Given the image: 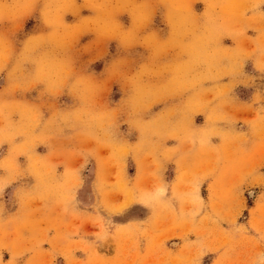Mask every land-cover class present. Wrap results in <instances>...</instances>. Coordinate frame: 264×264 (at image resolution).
Returning a JSON list of instances; mask_svg holds the SVG:
<instances>
[{"label": "rangeland", "instance_id": "374dc122", "mask_svg": "<svg viewBox=\"0 0 264 264\" xmlns=\"http://www.w3.org/2000/svg\"><path fill=\"white\" fill-rule=\"evenodd\" d=\"M192 1L0 0V90L32 102H0V242L53 248L27 264H264V86L251 106L236 84L208 86L245 77L242 28L235 53L168 44V7L189 35ZM73 77L87 97L63 114L70 95L42 85Z\"/></svg>", "mask_w": 264, "mask_h": 264}, {"label": "crops", "instance_id": "0c3cea01", "mask_svg": "<svg viewBox=\"0 0 264 264\" xmlns=\"http://www.w3.org/2000/svg\"><path fill=\"white\" fill-rule=\"evenodd\" d=\"M153 3L156 5H160L157 1H154ZM226 3L227 0H193L190 7L193 8L194 13H192L191 17H196V19L192 18L196 29L191 30V33L189 35V28L187 29L188 31L185 30L189 19L185 16L184 19L180 22L182 27L180 28V26L177 25L178 12L168 7L167 42L168 44H173L175 42V39L178 38H181L182 42L184 43L185 38H215L219 40L220 47H212L213 50L221 49V51L228 50L232 53L234 51L235 53L238 51V38L245 39L246 37L248 53L246 59L244 60L246 74L245 77L238 79L237 77L229 75L222 80L215 81L212 84H208V86H221L222 88H230L236 84V86H238V89L240 90L237 94L240 100L239 103H247L248 106H251L252 103L257 105V96L259 94H262L264 86V70H262L260 62L261 55L264 56V0H236L235 4H232L231 6H228ZM234 11L245 13V18H243L241 23H238L239 21L232 16L231 13H233ZM238 25L240 27H238ZM241 28V31L244 32L245 37L241 35ZM172 49L175 55L181 54L185 50V48H183V50H180V48L176 47H173ZM71 65L76 64L72 63ZM233 69L234 65L232 63H223V65L217 67L214 72H231ZM7 80L8 79H3V81L5 82L4 85H6L8 82L7 86H9L10 83L9 80ZM42 86L45 87V93L51 95H53L52 93L57 91L62 92L66 95H70L69 97H71L73 101H70L68 103L71 104L70 107L72 108L68 109L67 107H64L62 105L60 107V110L58 111L63 114L74 115L77 111L73 110L75 104L76 107L80 104V102L81 104H83L85 96L87 97V95H84L86 93L85 88L82 85L78 84V81L75 77L70 79L65 86H63L62 84H58L57 80L45 82ZM0 92H2L0 93V97H2L0 102L11 105H17L19 103L28 105V103H32L31 99L27 97L28 95H24V93L22 92H18L15 94L7 92L3 93L4 89L2 91L0 90ZM243 96H245V98L242 99ZM53 97L54 96H50V98ZM61 100L64 101L63 99ZM54 111L55 109L46 108L44 111V113H46L45 117L49 118V116H51ZM155 114L157 115L156 117H158V115L160 114L165 115L162 118L170 117V123L168 124L170 127L175 126L176 122L178 121V119L176 120V117L170 116V112L166 109H163L161 111L157 110L154 115ZM193 118H195V116H193ZM177 144L178 143H171L170 141L165 145V147L169 150V148H173L172 146L174 145L180 146V144ZM74 146L73 143H71L70 147H67L66 150L73 149ZM88 187L89 186H87V189ZM88 191L89 190H87V194L88 196H90ZM74 209L75 208L70 207V210L68 212L69 214L65 217L66 221H68L69 224H74L76 222V219H74ZM83 212L85 214L89 213L88 211L84 210ZM23 215L25 216L24 210H20L17 207L10 209L9 216L13 217V220L10 221L11 231L14 232V230L17 231L22 229L21 225L24 224V221L22 220ZM69 245L70 243L68 242L63 243L61 245V250L67 248ZM52 251L53 248L51 247L50 242H0V261L3 264H27L28 262L32 261H39L41 257H45ZM58 260L65 263L62 252L58 254Z\"/></svg>", "mask_w": 264, "mask_h": 264}]
</instances>
